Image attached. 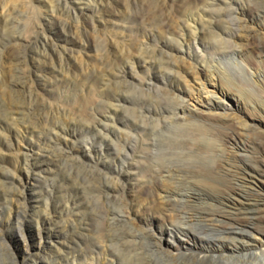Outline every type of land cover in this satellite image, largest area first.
I'll return each instance as SVG.
<instances>
[{
  "label": "rangeland",
  "instance_id": "rangeland-1",
  "mask_svg": "<svg viewBox=\"0 0 264 264\" xmlns=\"http://www.w3.org/2000/svg\"><path fill=\"white\" fill-rule=\"evenodd\" d=\"M263 42L264 0H0V264H164L177 179L158 170L187 167L183 145L235 151L216 133L261 114ZM207 71L241 109L190 113L216 126L202 144L174 109ZM244 133L252 164L264 136Z\"/></svg>",
  "mask_w": 264,
  "mask_h": 264
},
{
  "label": "bare ground",
  "instance_id": "bare-ground-1",
  "mask_svg": "<svg viewBox=\"0 0 264 264\" xmlns=\"http://www.w3.org/2000/svg\"><path fill=\"white\" fill-rule=\"evenodd\" d=\"M230 10L237 9L232 7ZM218 38L217 35L214 37L218 55L230 53L227 50L230 46L226 45H234V49L239 45L235 40ZM260 47H264V42ZM176 50L181 52L182 46L179 45ZM207 72L210 74L207 86L199 79L194 80L199 91L204 94V99L191 105L190 109L182 105L174 109L175 121H179L180 125L195 128L196 136L200 137L199 141L202 144L212 142L210 134L213 132H210V129L216 126L192 118V113L215 117L220 116L216 111L221 109L222 119H227L228 110L241 109L238 96L231 95V92L218 86L211 76V71ZM256 76L260 78L261 74ZM213 97L216 98L215 105L212 102ZM175 99L182 104L184 102L178 94ZM249 100L247 99L246 106L252 104ZM262 109L258 118L253 114L247 115L248 119L237 122L233 129L232 126L231 129L217 126L219 129L216 137H221L222 141L234 146L235 151L230 153L229 157L219 161L223 149L213 145L212 156L217 162L212 160L207 163L211 148L209 150L206 148L207 157H200L199 150L194 147L188 149L183 145L184 149H187V153H184L188 160L187 167L178 168L174 173L167 166H162L161 170H158L161 180L163 175H168L171 180L177 179L173 183L175 186L162 190L163 194L160 193L162 194L160 197L168 203V210L172 213L171 229H167L165 233L169 240H166L164 247L159 246L160 251L165 254L164 264H264V226H255L256 220L264 219V183L260 181L262 186H258L259 190L251 186L255 178L262 177L264 180V138L256 145L260 155L252 157V164L245 162L247 155L244 152L247 143L244 145L242 141L240 142V136L244 132L245 136L249 137L250 128L264 136L262 128L264 107ZM251 110H255L254 106ZM206 132L209 137H205ZM234 161L239 164L236 165ZM197 162H206V165L189 168L190 164ZM189 192H192L193 196L190 197ZM190 235L192 244H186L184 238H190Z\"/></svg>",
  "mask_w": 264,
  "mask_h": 264
}]
</instances>
